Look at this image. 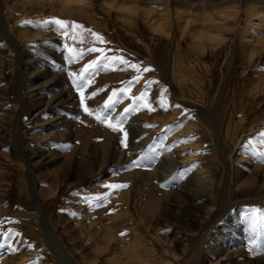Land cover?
<instances>
[{
    "label": "rangeland",
    "instance_id": "rangeland-1",
    "mask_svg": "<svg viewBox=\"0 0 264 264\" xmlns=\"http://www.w3.org/2000/svg\"><path fill=\"white\" fill-rule=\"evenodd\" d=\"M83 1L93 15L88 7L85 14L0 0V262L264 264V163L253 154L264 152V0L237 4L238 22L224 30L219 48L191 38V27L182 35L178 20L167 39H158L143 10L128 25L107 0ZM53 19L84 28L65 34L44 26ZM74 53L82 58L70 60ZM105 56L151 71L113 67ZM93 61L98 67L84 74L92 80L86 102L123 123L126 148L122 133L83 111L70 73L80 76ZM58 74L77 98L71 129L56 126L53 112L39 114L44 107L36 108L30 91L37 87L45 105L64 88L47 85ZM130 81L131 92H119V102L104 109ZM145 91L157 110L125 118ZM162 96L167 111L159 107ZM233 249L237 257H230Z\"/></svg>",
    "mask_w": 264,
    "mask_h": 264
},
{
    "label": "bare ground",
    "instance_id": "bare-ground-1",
    "mask_svg": "<svg viewBox=\"0 0 264 264\" xmlns=\"http://www.w3.org/2000/svg\"><path fill=\"white\" fill-rule=\"evenodd\" d=\"M194 1L196 2L193 4ZM243 1L244 0L241 1L240 0H182V1L179 0L176 4L180 5L179 6L180 8H178L177 9L178 11L176 12L170 9V5H173L172 3L175 2L173 0H107V6L110 11L114 10L116 12V15L118 16L119 19L122 20V23L125 22L124 24L127 23L128 25L134 24V22H136L138 17H142L141 11L143 10L142 14H144L145 18H147L146 20L150 23L151 29L155 32L154 36L157 37L158 39H160L161 37L167 39L168 36H170V33L173 28L171 24H173L178 20L177 21L178 22L177 24L179 26L178 28L182 35H186V31H189V28L191 27L190 31L192 30L193 32H196L195 34L193 33L191 34L192 35L191 38L197 39V41H202L201 43L203 46L205 42H209V43L211 42L213 45L216 44L214 45L216 48H219L218 45L223 41L222 38L224 37V33H223L225 32L224 30L231 29L229 28L230 26L229 24L232 21L234 22L235 20L236 23L238 22L239 10H240L238 5L241 7H245L246 5H248L247 1L244 2ZM250 1L252 3L253 2L256 3L262 0H250ZM159 3L165 5L163 11L158 10ZM26 4L31 5L32 9L34 8L38 9L40 8L39 6L41 5L45 6V8H51V10L54 7H58L60 9H65V10L69 8L73 10L84 9L85 14H86V7H88L89 13L93 15V11L90 8L91 3L83 0H27ZM183 6L186 8V10L181 9V7ZM193 6H198V8L194 9ZM211 7L215 8L216 12ZM251 10H250L251 12L250 14L253 15L254 11L252 12ZM110 11L108 12V14L111 13ZM85 14L83 15L86 16ZM40 19L37 18L34 20L39 21ZM198 22L199 24L201 23L200 29L195 28ZM236 23L235 25H237ZM192 27L195 29H192ZM230 27H233V25ZM260 43L264 44V39L261 40ZM53 54L59 57L61 52L57 51V53L53 52ZM43 71L45 70L40 69L39 72L37 73V76L43 73ZM46 72L48 73V70ZM52 81L53 80H51V82L47 84L48 87H52L53 85H60L61 87H64L66 85L65 79L61 74H58L55 80L53 82ZM30 91L32 92V96L35 98L36 108L39 109L40 107H44L39 112V114L42 112L45 113L53 112L54 114H57L53 120L56 126L62 127L64 129H71L72 127H75V125H73L72 118H69L68 116L77 113L76 112L77 98L75 93H72L70 91L69 87H64L54 98L52 99L50 98L45 103V105L43 104V100H42L43 98L38 93L37 87H33ZM39 114H36V116ZM66 159L67 156H65V161ZM230 252L232 253L230 257H235L236 254L238 255L237 249H233ZM234 252H236V254ZM117 261L115 260V262ZM0 264H19V262L18 261L14 262L10 260L9 257L3 259V261H1Z\"/></svg>",
    "mask_w": 264,
    "mask_h": 264
},
{
    "label": "snow or ice",
    "instance_id": "snow-or-ice-1",
    "mask_svg": "<svg viewBox=\"0 0 264 264\" xmlns=\"http://www.w3.org/2000/svg\"><path fill=\"white\" fill-rule=\"evenodd\" d=\"M26 24L31 23L26 21ZM44 26H57L59 29L64 30L65 34H67V30L69 28H73V29H83L84 26L80 25L76 22H68V21H64L62 19H53V20H49V21H44ZM36 27H41L40 24H37ZM86 31H88L92 36H95L96 39L100 42V43H106V41H104L103 37L100 36L98 33L93 32L91 29H86ZM75 37H73L74 39ZM68 51L70 53H73V49L69 48ZM89 51H99V52H103V49H98V48H91L89 49ZM83 53L80 54H73L72 57H70L71 59H80L82 58ZM105 60H107L109 62V64H112L114 67V62H118L120 65L126 66V68H130L135 70V72L137 73H142V72H148L151 71V69L149 68H143L141 69V66L139 64H135V63H131L128 60H126L124 57H104ZM97 62L93 61L91 64L87 65L86 67H84L82 73L80 76H77V74L75 72L70 73V75L73 77V83L76 85V91L79 93V98H80V103L83 105V111L84 113H86L88 116H95V119L104 123L108 128H110L113 132H118V133H122L123 134V139L121 140V143L123 144V146L126 148L127 145V138H128V132L125 130L123 123L119 120L113 122L111 117L108 116H104L102 117L100 114L96 113L93 109H91L89 107V104L86 102V96H85V89L92 83V80L90 79H86L85 78V73H88L90 70L97 68ZM105 70H108V64L104 65ZM143 79L142 75H137L135 77V81L136 83H138L140 80ZM133 82H129L128 86L125 89H121L118 91H113L112 95L108 98L107 102L103 105L104 109H111L112 107H114V105L116 103H118L119 101L117 99H115L116 97H118L119 92H131V86H132ZM149 84H151L152 82L149 81ZM92 96H96V92L93 91L91 93ZM134 99L137 101L135 107H130V108H125L124 109V113H125V118L127 116V114L129 112H138L140 110L146 109L148 112H155L157 109L153 106V104L149 101L148 99V92L145 91L143 93L140 94V96L138 97H134ZM159 107L164 109L165 111L168 110L169 104L167 101L166 97H161L160 100L158 101ZM177 107H179V105H177ZM146 127H152V125H146ZM261 137H264V133L260 134ZM260 143L264 144V139H261L259 141ZM253 143V141H249L247 145H245V148H248V145H251ZM253 154L257 157V159L264 163V152H253ZM133 166L135 167H140L141 164L138 161H134L133 162ZM106 187L111 188V189H122V188H126L128 187L127 184H110V185H106ZM96 199H100V198H96ZM103 206L101 204H98L97 207ZM73 215H75V213H73ZM126 233H121V235H125ZM3 245H0V248H3ZM13 252L17 251V249L13 248L12 249Z\"/></svg>",
    "mask_w": 264,
    "mask_h": 264
}]
</instances>
